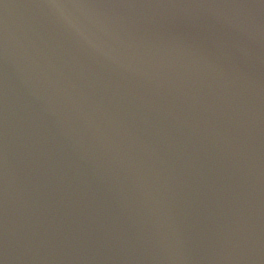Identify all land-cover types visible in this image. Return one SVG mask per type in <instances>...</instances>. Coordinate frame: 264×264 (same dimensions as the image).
Segmentation results:
<instances>
[{"label":"water","instance_id":"obj_1","mask_svg":"<svg viewBox=\"0 0 264 264\" xmlns=\"http://www.w3.org/2000/svg\"><path fill=\"white\" fill-rule=\"evenodd\" d=\"M0 264H264V0H0Z\"/></svg>","mask_w":264,"mask_h":264}]
</instances>
